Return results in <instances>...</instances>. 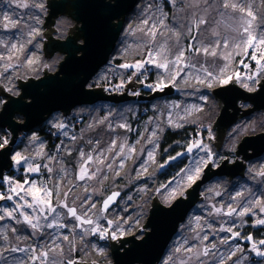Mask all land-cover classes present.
Wrapping results in <instances>:
<instances>
[{"label":"rangeland","instance_id":"rangeland-1","mask_svg":"<svg viewBox=\"0 0 264 264\" xmlns=\"http://www.w3.org/2000/svg\"><path fill=\"white\" fill-rule=\"evenodd\" d=\"M24 2L29 4L28 8H17L15 4L9 7L6 0L0 1V40L9 45L11 43L25 44V51L20 55L19 60L13 59L12 61L14 67L5 72L4 64L6 61H0V86H2L5 93L14 97L21 94L18 88V79L24 82L30 78L39 79L44 76L45 69H47V73L53 74L59 69V64L65 58V55L60 52L50 59L46 58L44 54V44L47 41V37L43 35L46 31L44 29L45 17L48 14L47 0H24ZM41 3L44 5L42 9L34 6ZM197 3H199V7L193 6ZM209 3H213V0H209ZM246 3L251 4L253 11L257 14L256 23L260 24L261 21H264V0H246ZM216 4H219V0H216ZM205 7L206 5L203 4L202 0H175V3H173V0H140L134 12L128 15L125 20L124 29L109 64L100 70L88 84V88L95 89L99 85L102 86L108 82L109 78H114L115 82H121L125 75L127 76L135 69H124L120 68L119 65L124 63L134 64L137 61L147 59L148 48L145 46V42L148 37L143 32L137 31L138 26H141V22L145 18L152 17L153 20L163 18L168 28H175L181 33L179 45L176 44L175 38L171 37L170 32H165L163 36H157V43H163L165 39L168 40L169 52L167 56L169 60L174 59L179 47L187 49L189 44H196L197 47L211 44L216 39L211 34L214 27L218 28L221 37L236 35L232 31V28L237 27L234 21L227 16L222 18L215 9H209V14L206 16L208 24L201 25L199 31H197L192 22L199 16L205 15L203 12ZM5 11L9 13L12 19L19 21L17 28L8 30L3 28L5 21L2 13ZM217 21H220L219 25L216 24ZM74 26V20L62 16L57 19V24L54 27L57 32L53 36L56 39H64L69 35L70 28ZM189 27L193 28L191 35L187 32ZM32 28L37 31L35 36L28 35ZM257 30L259 31V29ZM192 36H196V40H193ZM169 37L171 38L169 39ZM29 39L32 41L31 44L26 43ZM251 53V49L248 54L234 53L231 60L225 61L219 57L197 55L191 50L186 51L185 63L195 65V68L185 67L180 77L177 78L175 86L167 80L168 73L164 69H157L154 64H145L142 69H145L144 72L149 83L156 85L161 78H165L168 87L174 89L172 96L158 98L153 101L138 100V102H128L123 105L97 103L91 106L76 107L68 119L72 117L85 118L83 129L77 139L70 143L64 142L61 154L52 155V151L47 149L46 139H43L37 132L28 134L24 142L20 143L14 151H19L30 157V159L20 166H16L13 162V169L16 174L13 177H10L11 175L5 177L19 183H23L25 180L37 184L46 183L49 188L59 183V199L63 200L64 193L69 192V189H71L67 203L69 206L75 207L78 214L83 215L85 209L95 203L96 207L88 212V216L102 227H109L107 220H113L116 223L111 227L115 228L118 223L119 227L126 233L120 239L133 236L140 229L143 231H140L135 237L138 239L143 238L145 231L149 230L143 228V226L147 223L152 202L156 195L162 205L170 207L177 199L186 198L187 194L185 192L202 178L207 166L200 164L203 168L200 178L191 185L186 181V173L193 170L201 160L207 158V152L203 149V145H207L212 154L210 163L217 167L222 160L228 157L231 162H234L237 155V146L241 139L262 129V124L257 123L256 119H249L233 127L228 132L221 152L217 153L215 144H212L216 141V134L212 131V125L218 118L220 109L218 101L212 95V90L222 85L208 78L213 86L207 87L205 84L198 83L195 79V76L205 78L206 74L203 69L219 76L221 69L227 65L226 74H239V79H233L236 80L235 83L239 87L247 91L248 88L244 85H248L255 90L261 79L264 78V69H261L256 61L252 60ZM0 54L7 55V49L4 45H0ZM29 58H34L37 62L27 66L26 61ZM249 76L253 77L254 80H249L247 78ZM7 87H13L16 94L13 95V93L6 91ZM164 89L162 91L156 90L147 95L141 94L139 88L135 91L130 89L129 93L137 98L139 96L149 97L156 92H163ZM0 97L6 101L4 96L1 95ZM147 103L148 106H146ZM54 117H56L55 120ZM20 118L23 120L22 117ZM20 118L18 119L20 120ZM101 120L104 122L99 123ZM170 120L172 123H169ZM54 123L65 125L62 113H54L45 124L62 135L67 134L66 126L58 129L53 126ZM122 123L127 124L131 130L118 127ZM177 125L181 126L178 127ZM193 129L197 130L199 138L189 143V145L200 141V148H194L189 152L187 150L188 145L187 149L175 160L168 158L171 152L169 146L161 153V145L167 131L188 130L191 133ZM153 131L156 132L157 138L152 144H149L147 141ZM33 134L39 136L40 142H42L43 156L36 155L39 145L31 143ZM113 139L116 140L117 145L124 142L127 146L134 148L135 151L129 153L128 148H126L125 155L116 158L113 168L109 170L107 167H103V170L95 179L78 180L80 165L83 163L80 152L85 153V158L88 154L95 157L102 149L108 148ZM97 141H99V145L96 147V151L93 152V147L96 146ZM181 145L185 144L178 145L179 149H182L180 148ZM149 152L154 155L152 160L149 159ZM107 155L108 159L105 163L111 162L116 156L115 152ZM49 157H54V159L50 161ZM181 158L184 161L180 160ZM166 160L167 163H165ZM121 161L123 166L119 167ZM181 162L183 168L179 166ZM28 163L40 165L39 172L28 173ZM45 164L52 167L53 172L49 173L43 167ZM161 165L164 166L161 167ZM170 165L172 169H170ZM87 167L91 173L96 170L98 165L90 163ZM61 168L65 171L61 172ZM117 171H119V175H116ZM255 171H257V168L250 163L246 177L243 180L231 181L228 178H216L208 183L201 193L203 200L195 206L185 222L180 225L177 234L172 239L159 264H165L166 261H168V264H174V262L178 264V260L186 255L183 251L175 253V249L180 245L185 248L195 245L197 249H200L204 245L210 246L211 244L217 245L214 250L215 257L212 255L201 257L205 264H213L214 259H218L220 256L224 257L223 264H234L237 259H240L242 264H264V258L257 257L255 253L251 252L253 242L258 243L260 240H264V233H258L259 229H264V225L255 224V220L264 218V214H260L258 210H256L255 215L244 217L237 214L232 216L224 214L230 204L232 207H237L238 204L244 203V200L239 197L235 201L231 199L236 192H243L245 198L258 196L264 200V195H261L264 193V178L255 176ZM162 173H165L168 177H165ZM105 175L107 179H103ZM60 177H63V179H60ZM0 185L4 186V188L0 186V194H10L9 185L6 182L0 181ZM113 192H120L122 194L121 199L116 206L102 212L103 201ZM173 192H175L174 197ZM217 192L220 195H216ZM249 192L253 194V197H249ZM0 201V214H3L4 209L11 210L15 206L18 198L14 196L11 201L6 199ZM55 202L54 199L53 203ZM217 208L221 209L220 213H216ZM24 211L31 213V210L27 208ZM58 211L61 213V222L68 224V229L46 228L43 232H34L27 224L17 222V220H23L19 213L15 214V218H6L0 221V252H5L6 248L13 247L29 249L39 246L38 251L40 249L47 250V245L50 244L54 236L63 234L68 235L69 240L64 241L61 236V239L56 241L61 244L63 249L62 254L55 256L56 264H67L68 261H72L73 264H76L75 262L114 264L109 239H100L98 235L87 234L85 230L90 226L86 224L81 228H76L75 231H69V229L75 227L77 221L65 217L66 209L58 208ZM237 211H239V207H237ZM197 217H199V220H197ZM51 219L52 217H49V220ZM13 228L16 229L15 232L12 231ZM221 228H232L234 232H239L240 235L236 238H230L231 233L220 231ZM246 228H250V230H246ZM82 233H84L83 236ZM197 234L201 237L207 235L208 240L201 243L199 240L194 239ZM247 236H252L253 240H247L245 238ZM4 237H7V239L5 240ZM226 237L230 238L229 242L227 244L221 243V239ZM116 242H119V240L117 239ZM259 247L264 250V245ZM236 248H242L244 251H238L235 257L229 259L228 253ZM59 252L60 249H57V253ZM5 255L9 258L10 264L12 258H15L17 264L20 261H23V264H30L27 260L30 255L28 251L5 252ZM49 256L51 258L53 254L50 253ZM169 256H172L173 260L170 261ZM36 264H40V262L37 261ZM189 264H200V262L193 258Z\"/></svg>","mask_w":264,"mask_h":264},{"label":"water","instance_id":"water-1","mask_svg":"<svg viewBox=\"0 0 264 264\" xmlns=\"http://www.w3.org/2000/svg\"><path fill=\"white\" fill-rule=\"evenodd\" d=\"M139 2L140 0H47L48 14L44 23L46 31L43 33L47 41L44 44V54L50 59L60 52L65 58L53 74L47 73L45 69L44 76L39 79L30 78L25 82L18 79L21 94L17 97L5 93L0 86V96L5 97L8 107L7 118L4 109L0 111V128L11 133L13 150L19 147L21 135L35 132L54 113L60 112L64 118H67L79 106H91L97 103L123 105L137 99L153 101L174 94V89L168 87L163 92H156L149 97L137 98L129 93L130 89L135 91L143 86L136 84L135 78L125 87L126 91L122 95L116 93L108 95L104 92V88H88L93 78L109 64L124 29L125 20L134 12ZM66 15L74 20L75 26L70 28L66 39H56L53 35L57 32L54 28L57 19ZM235 82L236 80H233L229 85L212 90V95L220 103L219 116L212 125V130L220 132L215 143L212 142L216 147L221 145V142L223 144L226 131L237 124L240 116L247 117L255 111L264 109V80L260 84L258 93H249ZM240 101L250 103L254 107L241 115ZM26 105L30 107L25 108ZM18 116L23 120H17ZM256 148H260L257 154H247L248 151ZM262 153H264V134L246 137L237 151V156H242V159L231 165L229 160H225L216 169H213V164L209 163L202 178L185 192L186 198H179L170 207H165L156 195L147 223L143 226L149 229L145 231L143 238L135 237L140 229L133 236L118 239L119 242L109 239L113 263L159 264L180 225L203 200L201 195L203 188L216 178H229L231 181L244 179L246 163ZM11 155L12 152H9L5 156L3 150H0V181L12 173ZM118 193L119 196L110 204L108 210L116 206L121 199L122 194Z\"/></svg>","mask_w":264,"mask_h":264},{"label":"snow or ice","instance_id":"snow-or-ice-1","mask_svg":"<svg viewBox=\"0 0 264 264\" xmlns=\"http://www.w3.org/2000/svg\"><path fill=\"white\" fill-rule=\"evenodd\" d=\"M203 4L206 7L203 9L205 15H201L198 18L193 20V24L195 25L197 31L201 25H207L208 20L206 16L209 14V9H215L222 18L227 16L229 19L233 20L237 27L232 28V31L236 33L234 36L224 35L221 37V33L218 28L214 27L212 29V36L216 39L209 45H201L197 47L196 44H189L188 48L185 49L183 47H179L178 51L175 54L174 59L169 60L167 53L169 52L168 48V40L165 39L163 43H157V36H163L165 32H170L171 37L175 38L176 44L179 45L181 40V33L178 32L175 28H168L165 24V20L163 18H158L153 20L152 17H148L142 20L141 26H138L137 31L143 32L148 40L145 42V46L148 48L146 53L147 59L137 61L134 64L124 63L119 65L120 68L129 69L134 68L137 72L140 71L142 68L145 67V64H154L157 69H164L167 73V80L170 81L173 86L177 81V78L180 77L181 73L184 71L185 67H192L195 68V65L186 64V51H193L195 54H203L205 56L211 57H219L225 61L231 60L233 58V54H248L249 50H252L251 58L252 60L256 61L257 65L264 69V21H261L260 24H257V14L253 11L252 5L246 3V0H219V4H216V0H213V3H209V0H202ZM6 3L9 7L13 4L16 5L17 8H28L29 4L24 2V0H6ZM175 3V0H173ZM38 8H44V5L37 4L34 5ZM195 7H199V3L193 5ZM195 15V14H194ZM3 20L5 23L3 24V28L8 30L10 28L14 29L18 27L19 21L12 19L7 11L2 13ZM150 20L152 21L150 23ZM217 25L220 24V21L216 22ZM259 29V31L257 30ZM189 35L193 32V28L189 27L187 29ZM37 31L35 28H32L28 35L35 36ZM169 37V39L171 38ZM193 40H196V36H192ZM31 39L27 40L26 43L31 44ZM0 45H4L7 49V55L0 54V61H6L4 64V71H8L9 68L14 67L12 61L13 59L19 60L20 55L25 51V44L24 43H11L10 45L7 44L5 41L0 40ZM231 49V50H229ZM37 61L34 58H29L26 61L27 66H31L35 64ZM227 65L225 68L221 69V73L219 76H215L214 73L208 71L207 69H203L204 73L206 74L205 78H201L200 76H195V79L200 84H205L207 87H212L213 83L211 80H215L219 85H228L233 79H239V74L236 73L234 75L226 74ZM132 75H136V72H133ZM208 78H211L209 80ZM249 80H254L253 77H247ZM131 79V78H129ZM255 82V81H254ZM248 88L249 91H254L252 87L248 85H244ZM149 87H155L156 90L162 91L164 88L168 87V83L166 82L165 78H161L158 83L153 86L149 85ZM6 91L13 93L15 95V91L13 87H7ZM25 108L30 107V105L24 106ZM0 108L4 109V115L7 118L8 115V107L7 102L0 97ZM25 115L27 112L25 111ZM56 117H54V120ZM106 119V118H105ZM104 121L101 120L99 123H103ZM169 123H172L170 120ZM54 127L58 129H62L65 127L63 123H54ZM178 127L181 125H177ZM9 127L14 128L15 125H9ZM91 127V126H90ZM112 128L111 125H109ZM118 127L124 128L126 130H131L127 124H119ZM114 131V129H112ZM157 138V134L155 131L151 133V136L148 139V143L152 144L154 140ZM31 143L38 144L39 149L36 152L37 156H43V145L40 142L39 136L33 134L31 137ZM91 143V141H89ZM11 133L5 132L2 128H0V150H3V154L7 156L9 152H12L11 159L16 166H20L22 163L27 162L30 157L23 155L19 151H14L11 147ZM99 145V141L96 142V146L93 147V152L96 151V147ZM201 142L196 141L189 145L188 151L191 152L194 148H200ZM128 148V152L135 151L134 148L127 146L126 143L122 142L120 145H117L115 139L112 140L111 144L106 149H102L95 157L92 154H88L85 158V153L83 151L80 152V157L83 163L80 165L79 173L77 176L78 180H85V178L91 180L95 179L97 175L103 170V167H107L109 170L113 168V164L116 162V158L125 155V149ZM118 149V150H117ZM203 149L207 152V158L201 160L199 164L193 169L186 173V181L189 185L195 183L199 178L200 174L203 171V166H207L208 163L212 161V154L210 150H208L207 145H203ZM115 152L116 156L112 159L111 162L105 163L108 159V153ZM181 155V153H177V156ZM149 159L152 160L154 155L152 152L148 153ZM177 157H170L169 159L175 160ZM54 157H49V160H53ZM94 163L98 165L94 172H89V168L87 167L88 164ZM167 163V161H165ZM123 166V162L119 167ZM164 165H161L163 167ZM40 165L28 163L27 165V172L28 173H36L40 170ZM44 168L47 169L49 173L53 172V168L50 167L48 164L43 165ZM146 170V169H145ZM61 172L65 170L61 168ZM183 171V170H182ZM116 175H119V171L116 172ZM255 176L264 178V167L260 168L259 170L255 171ZM63 179V177H60ZM103 179H107L105 175ZM2 182H6L9 185V193L10 194H0V200H13V197L18 198V202L15 203V206L9 210L4 209L3 214H0V221L6 218H15V214L19 213L23 220H17L18 223H25L30 226L34 232H43L44 229H53V228H60V229H68V224L61 222V213L58 211V208L66 209L64 213L66 218H71L77 221V224L74 228L69 229V231H75L76 228H81L83 225H89L90 227L85 230L87 234L98 235L100 239H111L117 240L121 237L125 236V231L119 227L118 223L115 228L111 226L116 223L113 220H107V225L109 227H102L99 223L94 221L90 216H88V212L96 207L95 203H92L88 208L85 209L83 215L78 214V211L75 207H71L67 203V198L69 192L64 193V199L60 200V185L57 183L54 187L49 188L46 183L37 184L35 182H31L29 180H25L23 183H19L17 181L12 180L9 177H5ZM173 197L175 192H173ZM216 195H220L219 192ZM261 195H264L262 193ZM119 196L118 192H113L111 195L107 197L103 201L101 211L106 212L110 206L115 201V198ZM241 198L244 200L243 204H238L239 211H237V207H232L231 204L228 207L226 213L227 216H232L233 214H237L240 217L248 216V215H255L256 210L260 214H264V200L260 197L254 198H245L243 192H236L235 196L231 199L235 201L237 198ZM249 197H253V194L249 192ZM30 198V199H29ZM55 199V203L53 200ZM87 203V201H85ZM83 207V205H82ZM30 209L31 213L25 212L24 209ZM216 213H220L221 209L217 208ZM45 213H47L45 215ZM49 217H52L49 220ZM199 220V217H197ZM43 221V222H42ZM256 225H264V218H258L255 220ZM210 227V225H209ZM13 232L16 231L15 228L12 229ZM143 231V230H141ZM220 231H226L231 233L230 238L239 237V232H234L232 228H221ZM84 233H82L83 236ZM67 241L69 240L68 235L63 234H56L54 238L51 240L50 244L47 245V250L40 249L38 251L39 246L25 249V248H17L13 247L10 249H5V252H17V251H28L30 255L27 257V260L30 264H36L37 261L40 264H56L55 256L60 255L63 252L61 248V244L57 243L58 239ZM229 237L222 238L221 243L227 244L229 242ZM247 240L252 241V236L245 237ZM6 240L7 237H4ZM194 239L199 240L201 243L203 241L208 240V236H200L197 234ZM260 245H264V240H260L258 243L253 242L251 247V252L255 253L257 257L264 258V250H261L259 247ZM217 248L216 244L204 245L202 248L197 249L195 245L189 246L185 248L183 245H180L175 249V253H185L186 255L183 258L178 260V264H189L190 261L195 258V260L199 261L200 264H205V261L201 259V257H209L212 255L215 257L214 250ZM57 249H60V252L57 253ZM243 252L242 248H236L233 251L228 253V258L231 259L232 257L236 256L237 252ZM5 252H0V264H10L9 258L5 255ZM52 253L53 256L50 258L49 254ZM174 253V254H175ZM170 261L173 260L172 256L168 258ZM224 257L220 256L218 259H214L213 264H223ZM11 264H17L15 258H12ZM19 264H23V261H20ZM67 264H73L72 261H68ZM168 264V261L165 262ZM175 264V262H174ZM234 264H242L240 259L234 261Z\"/></svg>","mask_w":264,"mask_h":264},{"label":"built area","instance_id":"built-area-1","mask_svg":"<svg viewBox=\"0 0 264 264\" xmlns=\"http://www.w3.org/2000/svg\"><path fill=\"white\" fill-rule=\"evenodd\" d=\"M145 69H142L140 71H132L131 73H129L127 76L125 75L123 81L121 82H115L116 80L114 78H109L108 82L103 84L102 86H98L97 88H104V92L107 93L108 95L114 94L116 93L117 95H122L124 94L125 87L131 83L133 81V79L135 78L134 82L136 84H143L142 87L139 88V92L143 95H147V94H152L153 92L156 91L155 87H149V85H153L152 83H149L145 72ZM133 72H136V75H132ZM131 78V79H129ZM95 88V89H97ZM134 102H138V99L135 100ZM64 122H65V126L67 128V134L62 135L60 132H57V136L59 138V141L54 149V151L52 152L53 154H61L62 149L64 147V142H72L75 139L78 138L79 134L81 133L83 126H84V120L82 117H72V118H64ZM28 135H21L20 136V143H23L24 140L27 138Z\"/></svg>","mask_w":264,"mask_h":264},{"label":"trees","instance_id":"trees-1","mask_svg":"<svg viewBox=\"0 0 264 264\" xmlns=\"http://www.w3.org/2000/svg\"><path fill=\"white\" fill-rule=\"evenodd\" d=\"M139 104H141V103H139ZM148 105L149 104L147 103L146 106H148ZM18 118H20V117H17V120H19ZM20 120L22 121L21 118H20ZM83 120L85 123V118H83ZM35 132L39 133V135L43 139H46L47 149L49 151L53 152L58 141H59V138L57 136V130L53 129L52 127L47 126L46 124H43ZM198 138H199V135H198L196 129L191 130V133L188 130L187 131L186 130H178V131L169 130V131H167L166 135L164 136V139H163V142L161 145V153H163L165 151V148L169 146L171 148V152H170L168 158L177 157V153H182L183 151H185L187 149L189 143H191L192 141H194ZM180 144H185V145L180 146V148H182V149H179V147H178V145H180ZM180 160L184 161V159H182V158ZM179 166L180 167L183 166L182 162L180 163ZM169 167H170V169H172L171 165ZM15 174H16V171L13 169L12 173L10 174L11 175L10 177H13ZM162 174L165 177H168V176H166L165 173H162ZM0 186H2V185H0ZM2 187L4 188V186H2ZM246 230H250V228H246ZM258 233H264V229L263 228L259 229Z\"/></svg>","mask_w":264,"mask_h":264},{"label":"flooded vegetation","instance_id":"flooded-vegetation-1","mask_svg":"<svg viewBox=\"0 0 264 264\" xmlns=\"http://www.w3.org/2000/svg\"><path fill=\"white\" fill-rule=\"evenodd\" d=\"M66 16H67V15H66ZM67 17H68V16H67ZM56 24H57V23H56ZM64 39H66V38H64ZM64 39H60V40H64ZM263 75H264V74H263ZM263 80H264V78L261 79V82L257 85V88H256L254 91H249V90H247V92H249V93H258L257 91H259V89H260V84L263 82ZM218 103H219V102H218ZM218 106H220V103H219ZM239 107L241 108V115H242V113H243L244 111H247V110L252 109V108L254 107V105H252V104H250V103H247V102L240 101V102H239ZM219 109H220V107H219ZM219 113H220V112H219ZM249 119H256L257 123L262 124V129H261L260 131H256L255 133H252V134H250V135H246V136H244V137L241 139V141L239 142L238 146H237V151H238V148H239L240 144L243 142V140H244L246 137H256V136H258V135L264 134V109H261V110H259V111H255L253 114H251V115H249V116H247V117L240 116V117H239V121H238L237 124L234 125L233 127H235V126H237V125H239V124H241V123H243V122H245V121H247V120H249ZM233 127H232V128H233ZM232 128H231V129H232ZM231 129H229V130L226 131V135H225V139L223 140V144H222V142H221V145H219V146L216 147V151H217V153H220V152H221V149H222V147H223V145L225 144V141H226V139H227L228 132H229ZM212 131L215 132V134H216V137H215V138H218V135L220 134V132H219V131H216V130H215V131L212 130ZM216 143H218V142H216ZM259 150H260V148L253 149V150L248 151L247 154H257V152H258ZM237 151H236V154H237ZM241 159H242V156L238 157V156L236 155V159H235L234 162H231V159H230L229 157L226 158L225 160H229V164L231 165V164H234L236 161L241 160ZM225 160H222V162H224ZM222 162H221L217 167H214V166H213V169L218 168V167L222 164ZM250 163L253 164V165L257 168V170H259L260 168L264 167V153H262V154L259 155V156L256 155V157H254L251 161H249L248 163H246V164H247V170H246V173L248 172V168H249V164H250ZM212 164H213V163H212ZM246 173H245V174H246ZM245 177H246V175H245ZM244 179H245V178H244ZM228 180H230V179L228 178ZM240 180H243V179H240Z\"/></svg>","mask_w":264,"mask_h":264},{"label":"bare ground","instance_id":"bare-ground-1","mask_svg":"<svg viewBox=\"0 0 264 264\" xmlns=\"http://www.w3.org/2000/svg\"><path fill=\"white\" fill-rule=\"evenodd\" d=\"M10 133V132H9Z\"/></svg>","mask_w":264,"mask_h":264}]
</instances>
